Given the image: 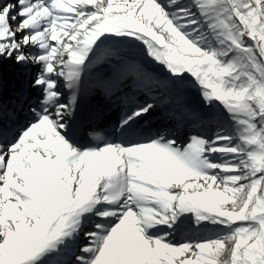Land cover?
I'll use <instances>...</instances> for the list:
<instances>
[{"label": "snow or ice", "instance_id": "6c2138e0", "mask_svg": "<svg viewBox=\"0 0 264 264\" xmlns=\"http://www.w3.org/2000/svg\"><path fill=\"white\" fill-rule=\"evenodd\" d=\"M4 62L35 95L0 129V264H264V0H0ZM93 69L106 96L195 90L210 131L141 130L149 95L81 143Z\"/></svg>", "mask_w": 264, "mask_h": 264}, {"label": "bare ground", "instance_id": "6f19581e", "mask_svg": "<svg viewBox=\"0 0 264 264\" xmlns=\"http://www.w3.org/2000/svg\"><path fill=\"white\" fill-rule=\"evenodd\" d=\"M12 64H14V62H4L2 65H0V77L9 73V71H7V69H9V67H11ZM16 76H17L16 74H13L12 78H14ZM85 81H87V76L85 77ZM85 81H84V86L86 84ZM181 96H182L181 98H187V99H190V101L195 99V97H197L196 92L193 89L183 90Z\"/></svg>", "mask_w": 264, "mask_h": 264}]
</instances>
